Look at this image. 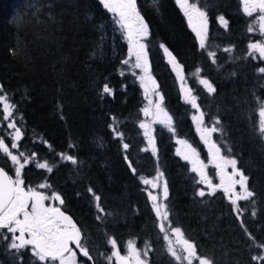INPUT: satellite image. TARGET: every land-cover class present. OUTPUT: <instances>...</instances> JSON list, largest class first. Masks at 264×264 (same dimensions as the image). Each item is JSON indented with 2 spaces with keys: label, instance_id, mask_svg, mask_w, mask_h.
Wrapping results in <instances>:
<instances>
[{
  "label": "trees",
  "instance_id": "16d2710c",
  "mask_svg": "<svg viewBox=\"0 0 264 264\" xmlns=\"http://www.w3.org/2000/svg\"><path fill=\"white\" fill-rule=\"evenodd\" d=\"M136 4L149 26L145 44L151 73L175 128L173 133L165 125L154 126L156 153L146 148L139 126L146 98L137 72L122 63L128 45L101 0H0V94L15 105L8 120L0 116V137L11 149L8 133L13 130L7 125L14 120L23 135L13 153H36L23 170L25 185L48 183L51 189L37 190L63 198V205L56 200L46 204L72 216L94 264H107L100 254H111L109 237L116 239L122 255H126L127 241L135 240L138 249L146 242L151 245L148 264H176L165 252L167 241L155 226L141 179L157 172L167 182L165 203L173 226L197 245L198 254L212 258L214 264H264L252 259L264 256V248L257 246L264 244V140L257 132L256 99L264 100V74L258 71L264 59L250 56L248 49L249 43L262 39L259 31H248L250 25L257 27L255 15L243 12L241 0H203L200 6L207 5L208 34L207 47L202 49L176 0H136ZM221 15L227 27L218 20ZM161 43L183 66V88L192 89L197 97L204 123L211 127L219 118L222 133L213 136L221 153L235 158L249 177L248 187L255 196L237 201L243 210L240 214L223 188L209 195V189L198 183L200 176L192 171V163L176 151L177 140L183 139L203 162L208 159L192 119L197 110L185 102ZM210 52L215 53V63ZM197 69L199 76L194 75ZM201 78L213 84L215 93H207L198 82ZM105 84L112 89L111 95H102ZM60 153L75 156L78 163L61 160ZM45 161L53 166L51 173L36 167ZM0 165L15 178L10 160L5 162L2 154ZM208 172L214 176V167L208 166ZM89 187L111 215L96 219ZM200 189H207L204 197L196 195ZM22 254L24 264H31L30 246ZM79 258L83 264H92ZM0 264H19L3 242Z\"/></svg>",
  "mask_w": 264,
  "mask_h": 264
},
{
  "label": "snow or ice",
  "instance_id": "6c2138e0",
  "mask_svg": "<svg viewBox=\"0 0 264 264\" xmlns=\"http://www.w3.org/2000/svg\"><path fill=\"white\" fill-rule=\"evenodd\" d=\"M103 6L113 14V21L119 26V30L123 33L129 44V57L135 56L136 63L133 65L135 68H139L143 71L144 75L140 76L142 86L145 88L147 95L149 84L152 85V91L158 97L155 103L156 116L163 117L154 122L165 125L169 131L175 133L173 127L172 117L162 107L164 97L159 93V86L156 84L155 79L151 76L148 62V45L143 41L149 36V26L144 20L143 16L139 13L136 6V0H101ZM243 5V12L253 17L254 13H258L255 17L258 27L250 25L248 27L249 32L259 31L264 36V0H241ZM176 3L183 10L184 16L187 17L188 24L192 27L196 33V37L199 40L200 47L202 49L207 47V34H208V13L206 11L207 5L201 7L203 0H176ZM219 22L227 27L228 22L224 16L218 17ZM160 48L163 49L165 55L169 58V62L172 64L173 69L176 71L177 77L183 82V66L180 65L176 57L171 51L164 45L160 44ZM249 55L259 53L261 58H264V40L252 42L248 45ZM224 51H230V49H224ZM15 54V53H13ZM209 56L213 58L215 63V53L210 52ZM123 64L127 65L129 60H124ZM261 74H264V67L258 69ZM200 70L197 69L195 76H199ZM123 74V73H121ZM199 84L203 85L208 94L215 93L216 89L213 84L208 80L201 78ZM185 102L190 104L193 109H196L198 115H194L192 119L197 124V131L201 135V139L205 144L209 145L208 151L210 155V163L217 160L223 161V164L216 163V167L220 169L219 185H214L207 176L204 169L207 167L199 159V153L193 148L186 140H179L178 143L185 145L188 151L181 152L178 149V154L183 156V159L190 160L192 163V171L198 172L200 180L198 183L206 184L208 186V194L215 193L217 188H223L224 192L229 195V199L232 205L237 206L238 200L249 201L255 196V193L248 187L249 177L244 174L242 170L237 167V160L235 158L225 159L221 155V147L215 142H210L212 133L221 132L219 118L213 120L211 127H202L204 124L205 113L200 111V106L197 103V97L192 95V89H184ZM0 93H3V86L0 85ZM111 95L112 89L105 84L102 90V95ZM259 103V121L257 132L262 140H264V100L259 97L256 98ZM6 94H0V102L3 103V112L0 116L4 120H8L12 117L15 105L9 104ZM152 101L149 100V104ZM144 114L149 115V108L142 109ZM116 121V118H112ZM140 128L144 129V135L149 138V144L152 145L153 153L156 152L154 138L150 135L149 125L141 122ZM8 129H12V133H8L11 136L12 143L11 149L4 142V138L0 137V154L5 159V162H11V167L14 170L15 178L10 176L4 168H0V242L6 245V249L11 251L14 258H16L19 264H24V256L22 250H26L30 246L31 252V264H76V252L70 245H75L77 249L82 253L83 257L88 260H92V256L86 245L84 244V237L81 229L77 226L76 222L71 216L67 215L61 210L59 206L46 205V200L59 201L60 205L64 204L63 198L56 192H52L51 195H46L44 191L39 189H51V185L48 183H41L37 187L26 186L23 179V170L25 166L35 160L36 153H30L25 155L24 152L14 154L12 150L18 149L19 141L22 138L23 133L21 129L16 126L15 121L8 123ZM113 131H116L113 127ZM117 136L122 137V134L116 132ZM46 143V141H45ZM51 147V146H50ZM69 147H74L69 145ZM124 149H128L129 145L124 144ZM147 149H145L146 151ZM230 152L231 149H228ZM59 157L63 161H69L72 164H77L78 161L75 156L68 155L66 153H60ZM127 159V157H125ZM227 165H231L232 172L226 173L224 168ZM131 167V163L129 162ZM36 167L39 169H46L47 172L53 171V166H50L47 161L43 163H37ZM133 173L136 172L135 168H132ZM163 173L157 172L155 180L142 179L144 185H151L153 188L160 187L158 181ZM237 177H239L237 179ZM239 185L242 190L241 193L235 191L236 186ZM88 192L92 194L97 209V220H102L104 215H111V213H105V209L100 204V196L96 195L91 187L88 188ZM199 197L206 195L204 189H200L196 192ZM148 198L152 202L151 208L155 213V226L158 227L159 232L163 233V239L167 241L165 248L166 254L170 255L176 264H194L197 261L198 264H214L212 258L202 256L198 254L197 245L184 236L183 230L180 227H174L170 219V209L167 203L164 201L168 198V187L165 181L162 186V197L153 194L148 191ZM242 209L237 206L238 214L242 213ZM252 215H255L253 211ZM172 236L176 238V245H173ZM249 239L255 242V238L248 233ZM107 243L111 245V254L105 255L104 259L107 264H113L115 258L116 264H148L147 256L151 251V245L145 243L143 249H138L135 245V240L127 241L125 246L126 255H122L117 241L115 238L109 237ZM260 248H264V244L257 245ZM253 260H264V256L252 257Z\"/></svg>",
  "mask_w": 264,
  "mask_h": 264
},
{
  "label": "rangeland",
  "instance_id": "374dc122",
  "mask_svg": "<svg viewBox=\"0 0 264 264\" xmlns=\"http://www.w3.org/2000/svg\"><path fill=\"white\" fill-rule=\"evenodd\" d=\"M242 3V2H241ZM242 7H243V5H242ZM182 12H183V10H182ZM254 15H255V17L258 15V13H254ZM186 17V16H185ZM186 20H187V17H186ZM187 22H188V20H187ZM257 22V21H256ZM191 27V26H190ZM257 27H258V25H257ZM192 28V27H191ZM121 32V31H120ZM260 33V32H259ZM122 34V33H121ZM261 34V33H260ZM123 35V34H122ZM124 36V35H123ZM125 40H126V43H127V45H128V52H127V60H129V63H128V65L130 66V68L132 69V70H134V71H136L137 73V78H138V80H139V82H140V84H141V86H142V83H141V80H140V76H142V75H144V73H143V71L141 70V69H139V68H135V67H133V65L136 63V60H135V56H132V57H129V44H128V41H127V39L125 38ZM261 40H264V36H262V39ZM260 40V41H261ZM143 43H145V40L143 41ZM254 55L256 56V57H258L259 56V53L257 52V53H254ZM260 57V56H259ZM262 59H264V58H262ZM148 62H149V60H148ZM149 70H150V74H151V76L153 77V75H152V73H151V69H150V64H149ZM154 78V77H153ZM156 81V80H155ZM156 84H157V82H156ZM184 84H185V82H184ZM158 85V84H157ZM142 88H143V91H144V95H145V98H146V103H145V106H144V108H149V115H145L144 114V119L141 121V122H144V123H146V124H148L149 125V132H150V135L154 138V135H153V129H154V126L156 125V124H160V123H157V122H154V121H156V120H158V119H162L163 117L161 116V117H157L156 116V108H155V103H156V101L158 100V97L155 95V93L152 91V85H150L149 84V88H148V93H147V95H146V93H145V88L142 86ZM158 91H159V88H158ZM159 93L161 94V92L159 91ZM183 95H185L184 94V91H183ZM149 100H151L152 101V103L151 104H149ZM0 104H1V107H2V109H3V103L2 102H0ZM162 107H163V105H162ZM164 108V107H163ZM167 111V110H166ZM169 114V113H168ZM170 115V114H169ZM194 115H198V113H194L193 114V116ZM194 121V120H193ZM140 122V123H141ZM161 125H163V124H161ZM194 125H195V128H196V130H197V124H196V122L194 121ZM202 127H209V126H207L205 123L202 125ZM143 130V132L145 131L144 129H142ZM198 132V131H197ZM198 134H199V136H200V138H201V135H200V133L198 132ZM146 140H147V147L146 148H148V149H150L151 151H152V145H150L149 144V138L148 137H146ZM179 140H183V139H178L177 140V146H176V151H177V153H178V149L181 151V152H186V151H188V149L186 148V146L185 145H181L180 143H178V141ZM202 140V139H201ZM203 141V140H202ZM215 142V140H214V136H213V133L211 134V137H210V142ZM188 142V141H187ZM203 143H204V141H203ZM154 144H155V139H154ZM188 144H190L189 142H188ZM205 144V143H204ZM191 145V144H190ZM206 145V144H205ZM192 146V145H191ZM209 148V147H208ZM155 149H156V146H155ZM206 149H207V147H206ZM207 152H208V159H207V161H205V162H203L205 165H207V167L204 169V171L206 172V174H207V176L209 177V179L211 180V182L214 184V185H219L220 183H221V180H220V169L219 168H217L216 167V163H221V164H223V161H220V160H217V161H215V162H211L210 163V155H209V151H208V149H207ZM156 153V152H155ZM182 156V155H181ZM222 156L225 158V159H231V157H227V156H224L223 154H222ZM183 157V156H182ZM199 159L202 161V158L200 157V155H199ZM208 166H212V167H214V176H212V175H210L209 174V172H208ZM224 171L226 172V173H231L232 172V168H231V165H227L225 168H224ZM161 173V172H160ZM157 177V174L155 175V176H153V177H151V178H148V180H155V178ZM239 177H237V179H238ZM166 181V179H165V177H163V175L159 178V181H158V183H159V185H160V187H157V188H153L151 185H144L145 186V189H146V191H147V194H148V191H151L153 194H155V195H158V196H161L162 197V186H163V184H164V182ZM207 189H208V186L206 185V184H203ZM239 188L238 189H236V191L238 192V193H241L242 194V190L240 189V186L239 185H237ZM207 189H204L205 191L207 190ZM217 189H219V188H217ZM151 202V201H150ZM165 202V201H164ZM45 204H46V201H45ZM151 204H152V202H151ZM47 205V204H46ZM51 206H55V205H52L51 204ZM172 238V242H173V245L175 246L176 245V238H175V236H172L171 237ZM76 264H83V263H81V261H80V258H79V256L77 255V253H76ZM194 264H198V262L197 261H194Z\"/></svg>",
  "mask_w": 264,
  "mask_h": 264
},
{
  "label": "water",
  "instance_id": "95a60500",
  "mask_svg": "<svg viewBox=\"0 0 264 264\" xmlns=\"http://www.w3.org/2000/svg\"><path fill=\"white\" fill-rule=\"evenodd\" d=\"M165 57H166V59L169 61V58L165 55ZM169 64H170V67H171V69L173 70V71H175L174 69H173V66H172V64L169 62ZM176 72V71H175ZM179 81H180V83H181V87H182V85H183V82L179 79ZM183 87H184V85H183ZM187 89V88H186ZM201 111V110H200ZM198 113V112H197ZM212 142V141H211ZM206 147H207V149H208V147H209V145L208 144H206ZM221 155H222V153H221ZM187 161H189V162H191L190 160H187ZM0 168H3L1 165H0ZM5 170V169H4ZM6 171V170H5ZM7 172V171H6ZM8 173V172H7ZM9 174V173H8ZM199 174V173H198ZM10 175V174H9ZM61 210L62 211H64L62 208H61ZM67 215H69V216H71L69 213H67L66 211H64ZM72 217V216H71ZM73 219V218H72ZM74 220V219H73ZM74 245V244H73ZM74 247H75V245H74ZM76 248V247H75ZM77 249V248H76ZM77 251H78V253H79V255L81 256V257H83V255H82V253L79 251V249H77ZM83 258H85V259H87L86 257H83ZM88 260V259H87ZM88 261H90V260H88ZM90 263H92V264H94V261H93V259L90 261Z\"/></svg>",
  "mask_w": 264,
  "mask_h": 264
},
{
  "label": "flooded vegetation",
  "instance_id": "af4514ba",
  "mask_svg": "<svg viewBox=\"0 0 264 264\" xmlns=\"http://www.w3.org/2000/svg\"><path fill=\"white\" fill-rule=\"evenodd\" d=\"M136 6H137V4H136ZM137 10H138V8H137ZM122 33V32H121ZM123 34V33H122ZM184 76V75H183ZM185 81V80H184ZM187 89H189V88H187ZM72 248H73V250L77 253V255L79 256V253H78V251H77V249L74 247V245H70Z\"/></svg>",
  "mask_w": 264,
  "mask_h": 264
}]
</instances>
